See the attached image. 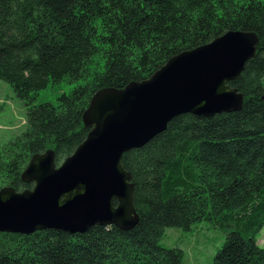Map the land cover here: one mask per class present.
<instances>
[{
  "label": "trees",
  "instance_id": "trees-1",
  "mask_svg": "<svg viewBox=\"0 0 264 264\" xmlns=\"http://www.w3.org/2000/svg\"><path fill=\"white\" fill-rule=\"evenodd\" d=\"M229 31L259 44L231 85L238 112L184 114L123 157L139 223L85 234H0V264H186L161 243L168 228L209 221L226 234L212 264H264V0H0V80L27 110V128L0 146V189L33 187L21 177L48 150L59 166L86 140L92 97L152 77L172 57ZM84 80L56 103L36 105L50 83Z\"/></svg>",
  "mask_w": 264,
  "mask_h": 264
},
{
  "label": "water",
  "instance_id": "water-1",
  "mask_svg": "<svg viewBox=\"0 0 264 264\" xmlns=\"http://www.w3.org/2000/svg\"><path fill=\"white\" fill-rule=\"evenodd\" d=\"M258 44L255 32L229 31L172 57L147 80L95 93L83 115L91 130L75 153L59 166L53 150L36 154L21 177L32 188L0 189V234L135 228L139 215L124 155L144 147L180 115L240 111L245 97L231 83L254 59Z\"/></svg>",
  "mask_w": 264,
  "mask_h": 264
},
{
  "label": "rangeland",
  "instance_id": "rangeland-1",
  "mask_svg": "<svg viewBox=\"0 0 264 264\" xmlns=\"http://www.w3.org/2000/svg\"><path fill=\"white\" fill-rule=\"evenodd\" d=\"M84 80L69 82L67 80L52 84L40 91L35 104L56 103L62 94L71 93ZM27 110L17 97L14 89L7 82L0 80V146L20 136L27 128ZM226 234L213 222L203 221L190 231L180 228H168L162 240L166 248H179L184 252L186 264H212L218 250L223 246ZM258 243L264 248V229L259 235Z\"/></svg>",
  "mask_w": 264,
  "mask_h": 264
}]
</instances>
